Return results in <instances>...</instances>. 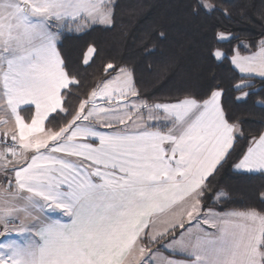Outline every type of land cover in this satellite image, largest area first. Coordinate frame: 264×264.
<instances>
[{
	"label": "snow or ice",
	"instance_id": "6c2138e0",
	"mask_svg": "<svg viewBox=\"0 0 264 264\" xmlns=\"http://www.w3.org/2000/svg\"><path fill=\"white\" fill-rule=\"evenodd\" d=\"M102 6L103 0H0V111L14 119L0 135V264H264V212L203 214L205 192L231 158L238 131L222 88L150 104L140 100L132 72L109 63L105 73L116 75L75 110L65 107L80 81L66 70L54 27L84 18L114 26V13ZM214 10L206 0L192 7L194 15ZM259 47L231 63L264 77V40ZM95 51L88 48L85 64ZM245 87L243 80L235 85L237 100L250 95ZM22 105L34 106L30 120L20 115ZM53 113L62 126H47ZM233 167L264 173V134ZM259 197L264 203V192ZM19 213L31 222L17 216L12 227ZM168 214L173 219L157 228ZM151 245L184 259L157 261Z\"/></svg>",
	"mask_w": 264,
	"mask_h": 264
},
{
	"label": "trees",
	"instance_id": "16d2710c",
	"mask_svg": "<svg viewBox=\"0 0 264 264\" xmlns=\"http://www.w3.org/2000/svg\"><path fill=\"white\" fill-rule=\"evenodd\" d=\"M206 2L215 10L194 15L196 0H114V26H92L82 34L64 33V43L58 49L66 70L75 69L80 81L79 87H71L65 107L75 110L92 88L116 73H105L109 63L117 70L129 68L140 99L150 104L172 103L189 94L204 95L218 85L223 89L222 105L229 122L236 124L239 132L231 158L205 192V207L264 212L259 197L264 192V173H239L233 167L253 138L264 134V78L244 77L230 62L236 51L248 54L260 48L264 40V0ZM219 33L231 38L222 41ZM89 47L96 51L89 65L84 66ZM216 50L225 51L223 60L212 55ZM242 80L252 81L243 89L250 95L237 100L241 92L235 85ZM52 117L48 127L63 125L59 116ZM221 192L225 199L216 202Z\"/></svg>",
	"mask_w": 264,
	"mask_h": 264
},
{
	"label": "crops",
	"instance_id": "0c3cea01",
	"mask_svg": "<svg viewBox=\"0 0 264 264\" xmlns=\"http://www.w3.org/2000/svg\"><path fill=\"white\" fill-rule=\"evenodd\" d=\"M58 48V46H57ZM61 57L63 58L60 50L58 49ZM64 60V58H63ZM65 62V60H64ZM65 65H66V62H65ZM250 78H253V77H250ZM142 100V99H140ZM222 102V101H221ZM174 103V102H172ZM34 106L32 105H22L21 106V109H20V115L25 119V120H30L31 119V116L34 114ZM55 115V113L51 114L50 118ZM49 118V119H50ZM0 119H7L8 120V123L7 124H0V135H2L4 132L8 131L10 132L13 128H14V119H12L9 115H7L5 112L3 111H0ZM237 133L236 135L238 134L239 132V127L237 126ZM251 146V144H250ZM241 173H247V174H255V173H248L246 171H243V170H239ZM239 172V173H240ZM2 181H0L1 183ZM4 187V184L3 186ZM0 187V189L2 188ZM222 193V192H221ZM217 197V196H216ZM222 199H225L222 198ZM222 199L218 200V201H221ZM215 201H216V198H215ZM216 201V202H218ZM3 204L2 202H0V207H2ZM202 206H203V214L204 215H207L209 212L211 213H214V214H217V215H224L226 213H231V212H245V211H240V210H217L215 208H212V207H205V204H204V198H203V202H202ZM17 216L19 217L20 220H24L25 223H29L31 222V218L30 217H26L23 213H19V214H14V216L11 218L13 219V225L12 227H15L16 225V222H17ZM56 218L60 219L62 222H68V218L66 216H60L59 214H56ZM179 217H176V219H178ZM173 219V216L172 214H168V215H165V216H162L158 221H157V224H156V227L157 228H164L167 223H169L171 220ZM184 223H185V228H189L190 225L188 224V221H187V218L185 217L184 218ZM195 223V222H193ZM201 224H202V221H201ZM205 228H207V226H204ZM192 230L195 231V227L192 226ZM211 231V229H209ZM180 231H183V230H180L178 229L177 232L179 233ZM187 235V233H186ZM13 239H18V237L15 235V233H13V236H12ZM162 243H167V241H163ZM151 247L153 248L154 252H155V258L157 261H159L161 258H164V257H167L168 259H173V260H183L184 257L174 251H172L171 249H168L166 247H160L159 245H151ZM158 249V251H156ZM133 264H134V261H133Z\"/></svg>",
	"mask_w": 264,
	"mask_h": 264
},
{
	"label": "rangeland",
	"instance_id": "374dc122",
	"mask_svg": "<svg viewBox=\"0 0 264 264\" xmlns=\"http://www.w3.org/2000/svg\"><path fill=\"white\" fill-rule=\"evenodd\" d=\"M113 1L114 0H103V6L101 8V11H112L113 12ZM98 25L99 26H103V27H110L109 25H105L104 23H102L99 19H91V18L77 19L75 21L68 20V21H61V22H59L58 29L54 27V30H58L59 31V37H58V41H57V46L59 44L60 45H63V43H64V37H63L64 33H69V34H71V33L82 34V33L86 32V30H88V28H90L92 26H98ZM225 36H226L225 39H220V40H222V41H228L231 38V36L229 34H225ZM259 50H260V48L256 52H254V53H248V54H242V53H239L238 51H236L235 54H233V55L230 56V62L232 61V58L234 56H236L237 54L239 56H242V57L252 56V55L258 53ZM219 51H221L224 54V56H223V58L218 59V60H223L224 57H225V55H226V53L223 50H219ZM87 56H89L88 50L85 53L84 60H85V58ZM93 56H94V53L91 55V58L89 59V62L87 64L84 63V66L89 65V63L92 61ZM67 62H68V60H67ZM232 66L234 67L235 70H237L240 73V75H242L244 77H253V78H258V79H263L264 78V77H261L257 73H241L239 71V69H237L233 64H232ZM68 68H70V67H68ZM123 68H126L127 70H130L127 67H123ZM68 71H69L70 75L76 77V75H75V69L73 71L71 69H69ZM110 71L111 70H109V72ZM115 75H116V73L110 75L108 78H110L112 76H115ZM251 82L252 81H249V80H245L244 81V83L247 84V85H250ZM130 100L135 101L136 103H139V100H137V98H135V97H130ZM234 170L237 171V172H240L239 170H237L235 168H234ZM251 173L260 174L261 172H251ZM0 181H2L1 183H3V173H0ZM219 194H221V193H219ZM222 194H223V197L222 198H224L225 197V194L224 193H222ZM222 198H220V199H222ZM220 199H217V197H216V201H218Z\"/></svg>",
	"mask_w": 264,
	"mask_h": 264
},
{
	"label": "built area",
	"instance_id": "2783aa9c",
	"mask_svg": "<svg viewBox=\"0 0 264 264\" xmlns=\"http://www.w3.org/2000/svg\"><path fill=\"white\" fill-rule=\"evenodd\" d=\"M3 147V145H0V148H2ZM0 186H2V183L0 184Z\"/></svg>",
	"mask_w": 264,
	"mask_h": 264
}]
</instances>
